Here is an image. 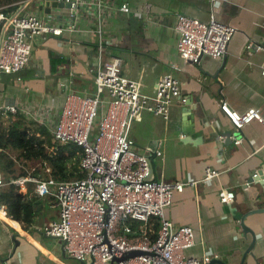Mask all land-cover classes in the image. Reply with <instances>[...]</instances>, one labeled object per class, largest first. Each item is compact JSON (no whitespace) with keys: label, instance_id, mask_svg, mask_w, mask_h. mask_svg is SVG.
Segmentation results:
<instances>
[{"label":"crops","instance_id":"crops-1","mask_svg":"<svg viewBox=\"0 0 264 264\" xmlns=\"http://www.w3.org/2000/svg\"><path fill=\"white\" fill-rule=\"evenodd\" d=\"M103 5L108 57L122 58L123 74L141 80L149 98L159 80L173 74L189 104L178 99L167 120L145 113L130 129L138 152L161 153L153 159L158 181L197 183L176 193L166 211L169 221L194 231L195 246L186 256L264 264V0H104ZM123 5L129 13L121 11ZM38 7L30 9L46 21L54 16L58 26L75 22L77 31L41 39L19 76L0 75V106H16L18 113L43 126L57 123L69 93L95 94L98 58L91 13L72 20L67 9L51 7L44 14ZM181 14L206 23L214 17L234 27L227 54L203 57L196 65L182 60L176 29ZM222 99L239 114L259 110L263 123L236 130L221 111ZM208 171L218 176L206 180ZM223 191L235 195L230 204L221 202ZM59 213L52 198L39 200L35 224L27 229L0 214V259L9 264H81L67 257L61 241L43 233ZM243 224L250 232H244Z\"/></svg>","mask_w":264,"mask_h":264},{"label":"built area","instance_id":"built-area-1","mask_svg":"<svg viewBox=\"0 0 264 264\" xmlns=\"http://www.w3.org/2000/svg\"><path fill=\"white\" fill-rule=\"evenodd\" d=\"M47 1L70 4L67 10L72 20L91 13L96 22L95 94L87 97L69 93L57 123L45 124L54 142L81 148L80 169L85 177L58 181L46 168L47 178H42V174L33 176L36 170L32 169L27 176L5 181L0 172V194L12 185L19 194H26L32 185V193L39 200L52 198L59 206V220L47 223L43 233L61 241L67 257L80 263L211 264L218 260L217 255L187 257L185 252L195 246L193 229L177 226L166 218L174 195L195 188L197 183L148 180L149 162L161 153L151 149L138 152L130 138L132 124L143 114L167 120L178 99L181 104L187 102L181 97L180 82L173 74H167L159 80L155 96L149 98L142 91L141 80L123 74V59L109 58L106 53L109 47L104 0H18L0 7V75L19 76L30 64L41 39L77 31L75 22L69 27L58 26L54 16L46 21L31 10L34 5L39 6L45 14ZM121 11L129 13L130 9L123 5ZM176 29L180 34L177 52L182 60L194 65L206 56L223 58L236 32L214 17L206 23L183 14L178 15ZM261 75L264 77V64ZM220 108L236 130L254 121L263 123L259 110L239 114L224 99ZM16 114V106H0L1 117ZM240 143L238 138L236 144ZM217 176L218 173L208 171L206 180ZM234 197L232 192L220 194L223 204H230ZM0 214L8 216L1 201ZM153 219L160 222L155 238L149 230ZM133 251L143 254L122 259ZM0 264L9 263L0 259Z\"/></svg>","mask_w":264,"mask_h":264},{"label":"trees","instance_id":"trees-1","mask_svg":"<svg viewBox=\"0 0 264 264\" xmlns=\"http://www.w3.org/2000/svg\"><path fill=\"white\" fill-rule=\"evenodd\" d=\"M18 0H0V7L16 3ZM48 129V128H47ZM47 129L21 113L0 116V172L5 181L27 176L32 163L40 162L50 169V176L58 181L84 178L80 169L82 150L75 145H61L53 141ZM38 170L33 176H38ZM43 174V173H42ZM42 178H47L44 174ZM0 201L7 208L11 220L19 222L25 229L35 224L36 207L39 199L28 188L26 194H19L17 187L8 186L0 194ZM150 235L155 238L160 222L151 220Z\"/></svg>","mask_w":264,"mask_h":264},{"label":"water","instance_id":"water-1","mask_svg":"<svg viewBox=\"0 0 264 264\" xmlns=\"http://www.w3.org/2000/svg\"><path fill=\"white\" fill-rule=\"evenodd\" d=\"M45 7H46V13H50L51 12L50 11L51 7L52 8H66V9H68L71 6L68 3L58 4L56 2L47 1L45 3ZM186 106H189V104L186 103ZM149 163H150L149 164L150 165V176H149L148 180H150V181H158L157 171H156V167H157L156 166V162L151 160ZM253 176L255 177V174ZM250 182H251V180H250ZM242 227H243V230H244L245 233L250 232V230L248 228H246L244 226V224L242 225ZM142 254H143L142 252L133 251V252H129L126 255H124V257L122 259L124 260V259H128V258H133V257L139 256V255H142ZM117 261H119V260H117ZM81 264H84V263H81ZM211 264H226V263H224L223 261H220V260H213L211 262Z\"/></svg>","mask_w":264,"mask_h":264},{"label":"rangeland","instance_id":"rangeland-1","mask_svg":"<svg viewBox=\"0 0 264 264\" xmlns=\"http://www.w3.org/2000/svg\"><path fill=\"white\" fill-rule=\"evenodd\" d=\"M38 126L41 127V128L47 129L46 125L40 126L38 124ZM47 131H49V130L47 129ZM46 168H47V163H46ZM46 168L40 162L32 163L31 166H30V170L29 171H31L32 169H35V170H38L39 173H41V174L43 173L42 175H44V174H47ZM49 174H51V171H50Z\"/></svg>","mask_w":264,"mask_h":264},{"label":"bare ground","instance_id":"bare-ground-1","mask_svg":"<svg viewBox=\"0 0 264 264\" xmlns=\"http://www.w3.org/2000/svg\"><path fill=\"white\" fill-rule=\"evenodd\" d=\"M17 227V225H15Z\"/></svg>","mask_w":264,"mask_h":264}]
</instances>
